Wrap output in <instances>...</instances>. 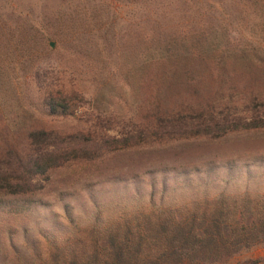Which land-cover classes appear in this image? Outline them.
Listing matches in <instances>:
<instances>
[{"label":"rangeland","instance_id":"rangeland-1","mask_svg":"<svg viewBox=\"0 0 264 264\" xmlns=\"http://www.w3.org/2000/svg\"><path fill=\"white\" fill-rule=\"evenodd\" d=\"M195 48L264 54V0H0V107L12 128L31 115L49 120L44 97L64 89L77 99L57 126L99 129L108 119L121 126L135 113L139 65ZM52 178L36 195L0 196V257H12L11 240L23 248L39 228L66 226L63 203L75 216L93 207L91 194L128 204L136 190L152 191L142 185L150 179L168 180L169 201L264 193V132L122 149L93 164H68ZM33 247L45 251L44 243ZM249 260L264 264V243L229 264Z\"/></svg>","mask_w":264,"mask_h":264},{"label":"trees","instance_id":"trees-1","mask_svg":"<svg viewBox=\"0 0 264 264\" xmlns=\"http://www.w3.org/2000/svg\"><path fill=\"white\" fill-rule=\"evenodd\" d=\"M135 81V113L121 126L111 119L99 129L57 126L55 118L77 99L64 89L44 97L49 120L31 115L12 128L0 107V196L36 195L57 169L93 164L122 149L264 132V54L254 48L166 54L141 63ZM143 184L152 191L136 190L128 204L103 203L91 194L93 207L80 216L63 203L66 226L39 228L26 235L23 248L11 240L12 257H0V264H229L264 243V193L221 191L169 201L166 178ZM137 199L145 204L134 205ZM35 242L45 244L43 253H35Z\"/></svg>","mask_w":264,"mask_h":264},{"label":"water","instance_id":"water-1","mask_svg":"<svg viewBox=\"0 0 264 264\" xmlns=\"http://www.w3.org/2000/svg\"><path fill=\"white\" fill-rule=\"evenodd\" d=\"M52 46H53V44H52Z\"/></svg>","mask_w":264,"mask_h":264}]
</instances>
